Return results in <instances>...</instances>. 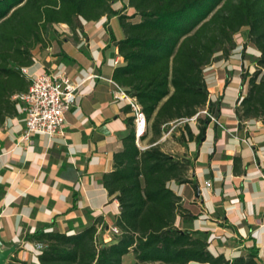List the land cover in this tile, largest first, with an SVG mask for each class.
Wrapping results in <instances>:
<instances>
[{
  "label": "trees",
  "instance_id": "obj_1",
  "mask_svg": "<svg viewBox=\"0 0 264 264\" xmlns=\"http://www.w3.org/2000/svg\"><path fill=\"white\" fill-rule=\"evenodd\" d=\"M126 6L134 11L114 8L111 0H0V123L18 114L13 96L30 82L22 67L33 63V49L48 45L46 34L54 24L66 23L75 36L82 19L116 15L122 36L111 32L110 40L123 60L111 78L141 105L147 129L140 140L150 132L151 142L140 148L133 116L126 117L112 168L101 176L108 196L119 205L114 220L119 232L111 242L98 240L103 220L98 215L74 233L40 228L27 234L28 240L44 244L37 260L11 255L6 264H123L127 252L133 264H262L256 247L227 258L210 250L202 231L182 226L193 215L181 210V196L169 181L194 184L193 162L164 151L156 140L162 126L199 109L218 116L221 97L209 98L204 68L229 54L241 29L258 56L234 112L239 122L259 119L264 124V0H127ZM209 121L208 115H198L196 134L186 123L181 140L201 142ZM232 158L235 168L240 157Z\"/></svg>",
  "mask_w": 264,
  "mask_h": 264
},
{
  "label": "crops",
  "instance_id": "obj_2",
  "mask_svg": "<svg viewBox=\"0 0 264 264\" xmlns=\"http://www.w3.org/2000/svg\"><path fill=\"white\" fill-rule=\"evenodd\" d=\"M115 19H82L75 36L66 23H56L50 30L56 31L54 41L33 49L34 61L26 66L29 74L64 68L80 82L75 104L66 113L64 135L34 133L21 140L20 114L0 123V241L3 247L16 244L10 254L19 259L37 260L27 234L40 228L74 233L98 215L103 218L99 240L112 241L110 227L119 205L108 196L101 176L112 168V153L127 130L125 119L132 116L125 101L114 96L117 83L111 73L123 60L110 40L111 32L122 36L121 28L113 27ZM232 64L224 68L212 62L205 67L209 98L221 97L215 116L219 122H208L199 143H175L177 152L193 162L189 174L194 184L170 180L169 185L181 200L198 207L188 211L191 220L181 224L202 231L212 252L232 258L253 246L264 262V124L259 119L238 121L234 108L245 84L236 71L238 63ZM189 126L196 134L197 125ZM149 137L147 132L137 145L148 147ZM165 140L162 132L156 143L167 151ZM234 155L240 157L235 168Z\"/></svg>",
  "mask_w": 264,
  "mask_h": 264
},
{
  "label": "built area",
  "instance_id": "obj_3",
  "mask_svg": "<svg viewBox=\"0 0 264 264\" xmlns=\"http://www.w3.org/2000/svg\"><path fill=\"white\" fill-rule=\"evenodd\" d=\"M22 71L29 77L30 82L26 91L13 96L17 100L16 108L22 119L20 139H28L34 133H43L48 136L64 135L66 113L75 104L76 91L80 82L74 81L64 68L44 69L36 74H29L26 67H22ZM116 87L115 93L118 94L114 93V96L124 100L132 112L135 141L139 145L140 137L147 129L145 113L133 95L117 84ZM200 114H206L210 120L219 122L207 108L199 109L193 115L181 119L195 120ZM242 140L249 144L247 138ZM110 229L115 233L119 232L115 225H112ZM31 247L37 257L44 244L40 241H32Z\"/></svg>",
  "mask_w": 264,
  "mask_h": 264
},
{
  "label": "rangeland",
  "instance_id": "obj_4",
  "mask_svg": "<svg viewBox=\"0 0 264 264\" xmlns=\"http://www.w3.org/2000/svg\"><path fill=\"white\" fill-rule=\"evenodd\" d=\"M126 2L127 0H111V3L112 5L115 6V8L121 9L123 12L130 14L134 11V8L126 6ZM113 27L115 28L120 27L117 19L113 20ZM55 33L56 31L55 32L53 30L49 31L46 34L47 41L49 42L54 41ZM233 37L235 40V47L232 50H230L229 54L227 56H224V58L215 59L212 62L214 66H217V67L225 66L224 68H226L227 66L233 65L232 63L236 61L238 63V69L236 71L239 73L240 82L245 84L244 89L246 92L247 87H248L247 79L256 69V58L258 56V53H257V49L247 40V32L245 29H241L240 31L236 32ZM212 62L210 64H212ZM209 67H206V69ZM228 76H229V72L227 71V77ZM227 77H226V80H227ZM220 103L222 104V101ZM200 115H203V114H200ZM212 115H214V112L212 113ZM186 123H189V125H197V118L195 120H186V121L183 119L172 120L169 123L162 126V132L166 134V140H165V144L167 147L166 150L167 152L173 154L176 157L185 156V154L181 155L177 152L178 150L175 148V143L177 142L176 144H186L187 140H181V137H180L181 131L183 127H185ZM189 173H190V170H189ZM181 205H182L181 210H184V211L193 210L195 212L198 211V207L195 206L196 204L194 205L191 202H186L184 200H181ZM114 233L115 232H113V234ZM98 240H99V237H98ZM246 251L247 250H245L244 253ZM10 256L11 254L7 256L3 264H6L9 261ZM122 261H123V264L132 263L133 255L131 253H127L126 255L123 256ZM260 262L264 264L263 261L260 260ZM190 264H199V263L191 262Z\"/></svg>",
  "mask_w": 264,
  "mask_h": 264
},
{
  "label": "water",
  "instance_id": "obj_5",
  "mask_svg": "<svg viewBox=\"0 0 264 264\" xmlns=\"http://www.w3.org/2000/svg\"><path fill=\"white\" fill-rule=\"evenodd\" d=\"M196 186V185H195ZM197 193H199L197 191ZM16 244H12L9 247H2V243L0 241V264H3L7 256L14 251Z\"/></svg>",
  "mask_w": 264,
  "mask_h": 264
}]
</instances>
